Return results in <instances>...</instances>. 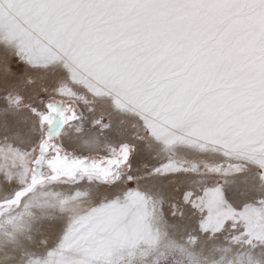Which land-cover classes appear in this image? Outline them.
I'll list each match as a JSON object with an SVG mask.
<instances>
[{
    "label": "snow or ice",
    "instance_id": "1",
    "mask_svg": "<svg viewBox=\"0 0 264 264\" xmlns=\"http://www.w3.org/2000/svg\"><path fill=\"white\" fill-rule=\"evenodd\" d=\"M0 264H264V0H0Z\"/></svg>",
    "mask_w": 264,
    "mask_h": 264
}]
</instances>
